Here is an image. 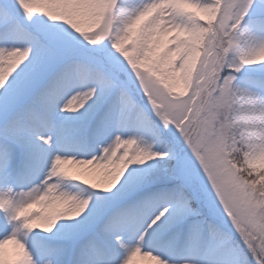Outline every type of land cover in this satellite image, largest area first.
<instances>
[{
  "label": "snow or ice",
  "instance_id": "obj_1",
  "mask_svg": "<svg viewBox=\"0 0 264 264\" xmlns=\"http://www.w3.org/2000/svg\"><path fill=\"white\" fill-rule=\"evenodd\" d=\"M0 264H264V0H0Z\"/></svg>",
  "mask_w": 264,
  "mask_h": 264
}]
</instances>
